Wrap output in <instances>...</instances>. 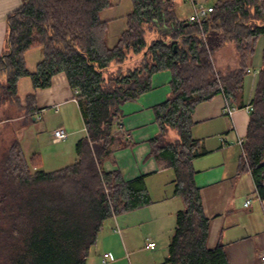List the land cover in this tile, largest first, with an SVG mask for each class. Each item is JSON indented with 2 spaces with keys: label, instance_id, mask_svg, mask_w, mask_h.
<instances>
[{
  "label": "trees",
  "instance_id": "obj_1",
  "mask_svg": "<svg viewBox=\"0 0 264 264\" xmlns=\"http://www.w3.org/2000/svg\"><path fill=\"white\" fill-rule=\"evenodd\" d=\"M113 1L22 0L8 16L0 57L5 120L24 117L25 126L42 113L35 94L22 104V79L30 78L37 92L63 76L88 136L77 144L78 161L55 172L30 166L19 140L9 147L1 165L0 260L9 255L5 264H87L106 222L153 204L145 177L126 183L119 171L102 169L115 142L130 146L119 133L122 107L151 92L154 75L170 71L171 95L154 108L159 132L149 142L151 156L173 170L174 196L185 204L165 264H228L222 245H208L210 220L195 182L201 141L192 134L193 115L220 94L228 106L240 105L251 60L264 39V0L221 1L201 24L179 19L175 0H132L126 29L110 47V22L102 14ZM36 48L44 58L30 72L26 54ZM221 52L236 67L219 69ZM10 108L14 117L6 116ZM243 148L240 173L252 172L264 199V50Z\"/></svg>",
  "mask_w": 264,
  "mask_h": 264
},
{
  "label": "crops",
  "instance_id": "obj_2",
  "mask_svg": "<svg viewBox=\"0 0 264 264\" xmlns=\"http://www.w3.org/2000/svg\"><path fill=\"white\" fill-rule=\"evenodd\" d=\"M195 1L214 7L215 4L225 0ZM175 4L179 19H188L182 13L186 5L191 9L190 15L193 13V6L189 1L175 0ZM22 6V0H0V57L6 49L8 16ZM105 21L110 22V20ZM263 50L264 39L262 38L257 44L255 55L250 63V74L245 80L240 105L234 106L237 111L233 117L224 115V109L228 106L224 94L199 104L193 115L192 134L195 139L201 141L199 157L194 161L195 182L197 188L201 190L205 215L210 220L208 245L210 248L222 245L228 264H264L262 260L264 257V199L260 198L252 172L249 170L240 173L244 151L237 144L238 139H246L247 136L263 62ZM43 58L42 48L29 51L26 54L29 71L35 72ZM171 80L170 71L154 75L152 91L143 95L138 101L127 103L122 107L124 118L121 121L119 133L125 136L130 146L123 148L120 142H115L111 148V158L103 165L105 173L119 171L126 183H133L145 177L144 182L148 191L147 183L152 179L156 186L165 187L168 181L165 175L173 170L167 166V163L151 156L149 142L159 132L155 123L154 108L170 97ZM48 90L50 97L48 104L52 108L56 111L58 108L57 112H60L62 106L75 105L79 110L78 116L82 118L85 136L81 137L75 145L74 160H72L75 164L78 161L77 144L88 136L80 107L75 102L74 92L70 89L65 77H57L52 88ZM21 91H25L24 96ZM44 92L47 91L36 92L37 98L40 96L38 100L42 106L47 105V102L42 100ZM33 93L35 92L31 79H22L19 83V97L22 104H25L29 94ZM41 114L36 113L33 121L22 127L18 132L19 141L31 124L38 120L36 117L40 118ZM69 120L70 117L68 119L65 116L61 117L58 129L64 127L68 131ZM70 133L73 134V132ZM51 140L54 141L53 134ZM68 158L67 153L60 151L55 154L54 165H60ZM34 169L41 168L35 165ZM174 192L166 190L158 200L152 199V205L113 217L111 221L115 223L114 227L107 232L103 230V236H101L102 233L100 234L87 264H103V256L106 253L111 254L108 264H165L177 227V216L185 209L183 201L184 207L176 213V204L173 203L176 201ZM248 202L250 204L246 206ZM150 243H155V248H150ZM159 244L163 248H159Z\"/></svg>",
  "mask_w": 264,
  "mask_h": 264
},
{
  "label": "rangeland",
  "instance_id": "obj_3",
  "mask_svg": "<svg viewBox=\"0 0 264 264\" xmlns=\"http://www.w3.org/2000/svg\"><path fill=\"white\" fill-rule=\"evenodd\" d=\"M176 5V4H175ZM190 10V11H189ZM133 11V3L132 0H114L113 7L108 11L102 14L103 20H110V29L108 34V44L110 47H113L117 40L120 37L122 31L126 28L127 16ZM182 13L185 18L190 17L191 9L188 5L183 7ZM181 16V15H180ZM216 65L219 69L224 70L225 68L232 66L236 67V60L228 55L226 52H221L216 56ZM229 65V66H228ZM44 96L42 97L43 102H47V105H43L39 102L40 96L37 98L39 103V109L45 108L42 111V114L36 122H33L31 126L24 133V137L20 139V143L25 153L30 166L35 167V165L40 170H45L49 172H55L59 168H63L65 166H69L73 164V151L77 141L85 136V127L82 121L81 116H78L79 110L75 105L62 106L57 112L56 109L52 108L48 102L50 100L49 90H44ZM171 91V90H170ZM22 96L25 95V91H21ZM36 95V92L33 93ZM31 95V94H29ZM37 97V95H36ZM47 100V101H46ZM253 110V109H252ZM6 113V108H2L0 110V180H2L1 176V165L2 161L9 149V147L16 141L19 140L18 132L24 127V117L5 120L4 114ZM15 110L12 108L8 109L6 116L14 117ZM66 117L67 119L70 117L68 123V133L70 135L68 141L64 143H55L52 142L51 137L52 134L58 129V126L61 121V117ZM74 116V117H73ZM30 122V121H27ZM28 124V123H27ZM157 129L158 126L156 125ZM159 131V130H158ZM70 132H73L71 135ZM245 140V139H244ZM68 142V143H67ZM60 151L68 154L67 161H62V164L54 165L55 154ZM38 155V158L34 156ZM103 170V169H102ZM165 177L168 178L165 187L156 186L155 182L152 180L148 181V188L151 194V198L153 200H158L166 190H169L171 193L174 192L173 181L175 180L174 172L167 173ZM4 185H0V192L4 189ZM175 209L176 213L184 207L183 199L181 196L175 197ZM172 205V204H171ZM114 222L109 220L106 222V226L104 231L107 232L114 227ZM103 236V232L101 234ZM159 248H163L162 245L159 244ZM95 250V249H94ZM10 256H6V258H1L0 264H5L9 262L8 259Z\"/></svg>",
  "mask_w": 264,
  "mask_h": 264
},
{
  "label": "built area",
  "instance_id": "obj_4",
  "mask_svg": "<svg viewBox=\"0 0 264 264\" xmlns=\"http://www.w3.org/2000/svg\"><path fill=\"white\" fill-rule=\"evenodd\" d=\"M187 1H189L193 6V13L187 19L189 24H201L203 19H205L214 10V7L205 6L204 3H198L195 0H187ZM57 111H58V108H57ZM236 111H237V108L227 106L224 109V115H228L229 117H233V115L235 114ZM53 137H54L55 142L63 143V142L68 141L70 135L65 128H59L53 133ZM244 143H245L244 139H238L237 144L243 149V151H244V148H243ZM249 204H250V202H248L246 204V206H249ZM155 246H156L155 243L149 244L150 248H155ZM110 258H111V254L106 253L103 256V260H102L103 264H108V261L110 260ZM262 260L264 261V257H262Z\"/></svg>",
  "mask_w": 264,
  "mask_h": 264
}]
</instances>
